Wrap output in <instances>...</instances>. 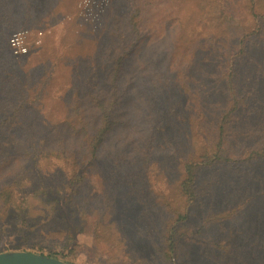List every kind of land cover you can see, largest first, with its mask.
I'll return each instance as SVG.
<instances>
[{"label":"rangeland","instance_id":"obj_1","mask_svg":"<svg viewBox=\"0 0 264 264\" xmlns=\"http://www.w3.org/2000/svg\"><path fill=\"white\" fill-rule=\"evenodd\" d=\"M70 2L68 18L30 29V52L48 63L28 75L16 64L0 82V253L70 264H264V163L207 169L193 201L182 188L187 165L219 141L243 43V70L258 66L242 90L250 88L249 119L258 113L264 0H116L99 33L111 0ZM7 50L14 60L9 41ZM105 129L98 157L83 150L82 132ZM250 130L237 156L254 149ZM33 142L42 151L22 157Z\"/></svg>","mask_w":264,"mask_h":264},{"label":"trees","instance_id":"obj_2","mask_svg":"<svg viewBox=\"0 0 264 264\" xmlns=\"http://www.w3.org/2000/svg\"><path fill=\"white\" fill-rule=\"evenodd\" d=\"M116 0H111L110 6L104 11L99 28L94 31L101 32L106 22L111 9L114 7ZM74 3V2H73ZM73 3L70 0H0V82L4 81L5 74L11 75L10 70H16V64L22 68V73L25 75L33 72L36 69L42 68L48 63L44 60L42 54H36L35 51H31L30 54L23 58L12 59L8 58L7 49L8 41H10V34L13 31H19L24 29H47L48 26L64 20L71 15V11L74 10ZM259 16V14H257ZM68 25V24H67ZM260 32V31H259ZM79 43V42H77ZM11 50V49H10ZM12 53V52H11ZM13 55V54H12ZM239 57H242L240 61H233L230 68L229 75V94L231 97L230 106L223 114L222 124L220 127L219 141L216 140V146L213 152L205 154L200 159V162H193L187 165L186 168V180L182 186L184 195L190 200H194L200 193L198 182L201 179L202 174L207 169H219L221 167L230 168V170L243 172H251L256 167H262L264 163V98H261L258 106V113L253 115V120H250L251 106L253 101L251 96H247V92L250 88L243 89L242 79L247 71L258 66L257 62L251 60L249 67L243 70V64L241 63L248 57L250 59L249 50L246 43H243V49L240 52ZM9 61L6 71L4 59ZM122 65V64H121ZM123 71L119 72L114 78L115 90L119 87V77ZM185 90L190 91V87H186ZM252 89V88H251ZM180 92H183L180 90ZM264 94V91H263ZM161 101L155 106L160 108ZM120 108V100L117 98L112 99V106L109 109L110 112L115 113ZM113 116V115H112ZM256 133V139L253 142L256 143L253 150L244 152L241 156H237V148L241 144V137L243 133H246L248 129ZM250 132V133H251ZM106 129L100 131L97 135L92 132H82V138L86 150L90 153L93 150L95 157L99 156L97 152L101 145ZM100 143V144H99ZM42 151V145L38 143H31L24 148V152L20 155L26 159L35 157ZM65 153V151H63ZM233 153V154H232ZM257 180L256 173L252 175ZM259 181L264 182V178H259ZM260 183V186L263 183ZM258 181L252 187V190L257 189ZM258 191V189H257ZM264 196V194H261ZM3 199L10 197V194L6 193L2 195ZM36 252V251H32ZM51 256V255H49ZM53 257V256H52Z\"/></svg>","mask_w":264,"mask_h":264},{"label":"water","instance_id":"obj_3","mask_svg":"<svg viewBox=\"0 0 264 264\" xmlns=\"http://www.w3.org/2000/svg\"><path fill=\"white\" fill-rule=\"evenodd\" d=\"M0 264H70L50 256L28 251L0 253Z\"/></svg>","mask_w":264,"mask_h":264},{"label":"built area","instance_id":"obj_4","mask_svg":"<svg viewBox=\"0 0 264 264\" xmlns=\"http://www.w3.org/2000/svg\"><path fill=\"white\" fill-rule=\"evenodd\" d=\"M31 31L28 29L15 31L10 38L9 46L16 58H23L30 54Z\"/></svg>","mask_w":264,"mask_h":264}]
</instances>
